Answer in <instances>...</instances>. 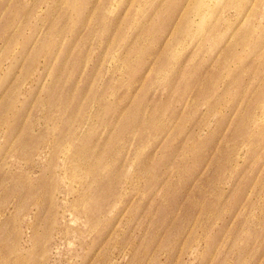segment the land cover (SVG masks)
<instances>
[{"label":"rangeland","instance_id":"obj_1","mask_svg":"<svg viewBox=\"0 0 264 264\" xmlns=\"http://www.w3.org/2000/svg\"><path fill=\"white\" fill-rule=\"evenodd\" d=\"M0 264H264V0H0Z\"/></svg>","mask_w":264,"mask_h":264}]
</instances>
